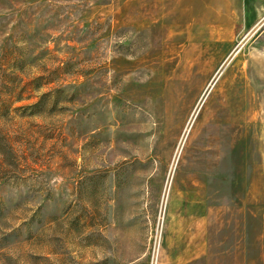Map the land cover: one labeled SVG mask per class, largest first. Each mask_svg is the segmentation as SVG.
I'll return each instance as SVG.
<instances>
[{
  "label": "rangeland",
  "instance_id": "374dc122",
  "mask_svg": "<svg viewBox=\"0 0 264 264\" xmlns=\"http://www.w3.org/2000/svg\"><path fill=\"white\" fill-rule=\"evenodd\" d=\"M0 264H264V0H0Z\"/></svg>",
  "mask_w": 264,
  "mask_h": 264
},
{
  "label": "bare ground",
  "instance_id": "6f19581e",
  "mask_svg": "<svg viewBox=\"0 0 264 264\" xmlns=\"http://www.w3.org/2000/svg\"><path fill=\"white\" fill-rule=\"evenodd\" d=\"M218 75V74H217ZM217 78V77H216ZM208 90H209V88H208Z\"/></svg>",
  "mask_w": 264,
  "mask_h": 264
}]
</instances>
